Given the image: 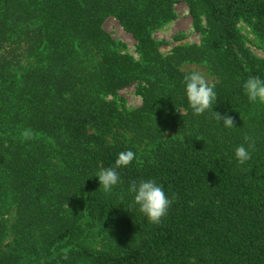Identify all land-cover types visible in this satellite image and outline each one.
I'll use <instances>...</instances> for the list:
<instances>
[{"label":"trees","instance_id":"16d2710c","mask_svg":"<svg viewBox=\"0 0 264 264\" xmlns=\"http://www.w3.org/2000/svg\"><path fill=\"white\" fill-rule=\"evenodd\" d=\"M186 3L202 42L164 56L152 32L174 0H0V264H264V104L242 87L264 79V61L237 30L264 42V0ZM109 18L140 61L104 30ZM185 63L208 67L213 110L234 128L193 114ZM133 86L138 109L110 99ZM25 128L36 138L22 141ZM245 135L255 150L239 165ZM126 150L136 159L105 193L95 175ZM146 179L173 200L159 225L128 193Z\"/></svg>","mask_w":264,"mask_h":264},{"label":"clouds","instance_id":"9594fccd","mask_svg":"<svg viewBox=\"0 0 264 264\" xmlns=\"http://www.w3.org/2000/svg\"><path fill=\"white\" fill-rule=\"evenodd\" d=\"M184 91L187 103L194 115L200 116L211 111L216 121L227 129L235 127L234 118L225 112L213 110V103L217 99L215 84L210 83L205 73L199 69H192L183 77ZM245 95L250 103L264 104V79L258 76H249L242 84ZM22 141L36 138V133L31 128L21 131ZM255 150V140L248 135L244 136V143L234 149V157L239 165H244L251 159V152ZM136 159V154L131 150L118 153L114 165L102 168L96 173L100 188L105 193H110L121 182L120 168L128 167ZM99 188V189H100ZM128 193L133 195V204L139 206V211L147 218L148 222L159 225L167 215L173 202L165 193L164 188L153 179L132 181ZM64 258H67L65 255Z\"/></svg>","mask_w":264,"mask_h":264},{"label":"rangeland","instance_id":"374dc122","mask_svg":"<svg viewBox=\"0 0 264 264\" xmlns=\"http://www.w3.org/2000/svg\"><path fill=\"white\" fill-rule=\"evenodd\" d=\"M174 1V18L171 21L162 24L158 29L152 32L153 39L161 44L160 52L164 56L171 54L175 47L200 45L203 39L202 35L193 26V22L188 12L187 0ZM103 28L111 38L119 44V49L122 53L140 61L139 55L136 53L134 40L122 30L114 19H107L103 24ZM237 30L242 36L247 50L256 59L264 61V42L253 33L251 26L248 23L239 22ZM180 69L186 74L192 69L202 70L209 82L211 83L213 81V76L205 64L185 63ZM110 99L116 101L117 104L124 106L128 111L136 110L141 105V98L138 94L137 88L134 86L120 91L115 97ZM10 216H12V213ZM109 231H116L115 233L119 232L118 228H115L113 225H111ZM109 235L111 236L112 233ZM125 237L126 236H123V238ZM112 242V240H108L107 244V239H105L104 243L102 242V244H98L96 240L93 244L91 243L90 246L95 250H101L102 246H104V248L109 246L112 247L114 245Z\"/></svg>","mask_w":264,"mask_h":264}]
</instances>
